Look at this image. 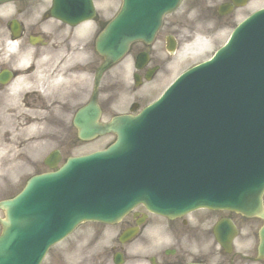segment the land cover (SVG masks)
Instances as JSON below:
<instances>
[{"label": "flooded vegetation", "instance_id": "obj_1", "mask_svg": "<svg viewBox=\"0 0 264 264\" xmlns=\"http://www.w3.org/2000/svg\"><path fill=\"white\" fill-rule=\"evenodd\" d=\"M41 2L42 0H36L26 5V13ZM40 16L43 22L47 19L44 12ZM40 25L41 21L30 23L31 28L19 38V45L28 54L19 50L15 57L28 55V60L0 62V71L8 75V80L0 84V125L3 123L1 116L12 114L18 107L30 111L28 116L34 121H40L35 114L39 112L45 117L43 122L63 128L68 100L78 99L81 95L79 77L82 65L84 68L89 65L95 67V56L88 64L81 65L79 53L82 46L79 35L73 28L65 30L52 26L48 19L41 29L33 28ZM7 32V23L0 24V37ZM30 35L39 36L44 44L28 43ZM88 47V50L92 49L90 45ZM75 68L79 71L77 75L71 74Z\"/></svg>", "mask_w": 264, "mask_h": 264}, {"label": "rangeland", "instance_id": "obj_2", "mask_svg": "<svg viewBox=\"0 0 264 264\" xmlns=\"http://www.w3.org/2000/svg\"><path fill=\"white\" fill-rule=\"evenodd\" d=\"M222 1L223 0H185L182 3V5L180 6V8L175 13H173V15H171V17H169L167 19L168 23L165 25V29H164L165 32L172 31L173 33H177V31L179 30L180 22L185 24L187 19H188V18H186L187 16L185 15L188 8H193V12H196L198 14V17L202 21V24H207L208 27H211L212 25L219 26V25L223 24L226 20L234 21V20H232L233 16H234L235 20L237 18L240 19V18L244 17L246 14H248L249 12H251L255 7L264 5V0H249V3L246 6L238 9L237 11H236V9L235 10L233 9V11H232V12H234L233 14H231V15L228 14L229 16L226 15L225 18L214 20L210 17L213 13L212 9L216 4H219ZM118 5H119V0H111V1L110 0H98V8L100 9V12H103V14H106V13L110 14V11L112 14L113 12L116 11V9L118 8ZM6 11H8V10H6ZM189 17H191V16H189ZM227 31L228 30H225L224 33L215 34L210 39V41L206 42L204 45L207 44L209 46L210 42H214V41L216 42L217 41L218 44L214 46V47H217L221 43L220 41H222L226 37V34L228 33ZM204 45L201 48L196 47L194 49V51L189 52L187 54V56H190V58H191V57L197 55V53H199L200 50L202 48H204ZM212 45L213 44H211V46ZM187 63H189V61L186 62L184 65H186ZM184 65L180 66V64H179L178 66L182 67ZM180 67H177L176 69L178 70ZM121 72L122 71H119V73H121ZM148 96L153 97V93H151ZM108 139H109V137H105L104 139H98L97 141H95L96 148H101L106 143V141ZM18 149H20V148H18ZM89 149H91V148L85 147V145H83V147L76 149V151L82 153V152L88 151ZM29 150H30L29 148H26V145L22 146V148H21V151H25L26 154H28V155L30 153ZM23 155H25V154H23ZM14 166H16L15 175L12 174L11 177L8 175L7 176L6 175L0 176V197H4V196L11 195V194L15 193L18 190V188L22 185L23 182H21L20 184L16 183L15 176L17 173H19L21 170H23V172H26V173L28 172V170L30 172V170L32 171L35 167H40V164H36V165L35 164H29L28 160H26V162H24L22 158L18 157L16 165H14ZM30 166H33V167H30ZM8 170L9 169L4 168L2 173H6ZM8 184L11 187L9 191L5 190L6 187H4V185H8ZM3 191H7V192L3 193ZM75 262H76V260H75Z\"/></svg>", "mask_w": 264, "mask_h": 264}, {"label": "water", "instance_id": "obj_3", "mask_svg": "<svg viewBox=\"0 0 264 264\" xmlns=\"http://www.w3.org/2000/svg\"><path fill=\"white\" fill-rule=\"evenodd\" d=\"M173 1L174 0H167L164 3V0H123L122 9L117 18L109 24L107 29L100 35L101 37H99L97 41L98 51L107 58L105 64L113 62L119 58L124 53L128 42L136 37L134 34L135 29L130 27L131 23H126V17L140 19L141 29H143L141 25L146 22L148 25L146 30L151 28L153 32V30H155L158 25L163 8L171 5ZM150 13H152L153 18L148 19L143 17L149 15ZM144 36H148V33H144ZM131 125H133L131 119L124 120V124L120 129L119 140L123 138L124 133L130 128ZM23 194L26 195V191ZM22 205L23 204H21V206ZM7 215L10 221L9 225L11 227L7 229L8 231L7 234L5 233L6 235L4 238L0 239V249L2 247L3 249L7 247L6 244L8 243L9 239L15 235L17 229L16 226L23 225L25 220L22 215L13 217L12 214L10 215V211L7 212Z\"/></svg>", "mask_w": 264, "mask_h": 264}]
</instances>
